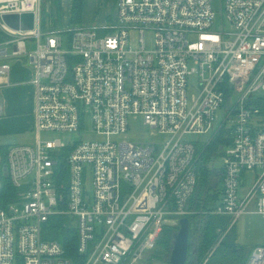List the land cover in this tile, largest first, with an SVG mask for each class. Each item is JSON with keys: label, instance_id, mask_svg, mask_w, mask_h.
Instances as JSON below:
<instances>
[{"label": "built area", "instance_id": "obj_1", "mask_svg": "<svg viewBox=\"0 0 264 264\" xmlns=\"http://www.w3.org/2000/svg\"><path fill=\"white\" fill-rule=\"evenodd\" d=\"M214 1L117 0L100 36L95 25L44 34L43 0H0V30L8 36L0 42V114L14 59L26 56L34 70L36 133L34 145L10 146L2 167L18 191L0 205V264L138 263L157 247L163 226L178 229L196 213L189 203L200 141L188 136L213 135L222 122L233 141L218 153L219 166L211 161L223 177L222 195L204 213L229 217L226 232L244 214L264 217V124L261 107L251 103L264 92V0H220L218 29ZM193 76L197 92L190 99ZM132 115H142L162 138L122 139ZM88 118L102 139L41 137L81 133ZM67 148L61 189L56 168ZM55 215L76 227L82 260L44 238ZM248 264H264V246Z\"/></svg>", "mask_w": 264, "mask_h": 264}, {"label": "trees", "instance_id": "obj_2", "mask_svg": "<svg viewBox=\"0 0 264 264\" xmlns=\"http://www.w3.org/2000/svg\"><path fill=\"white\" fill-rule=\"evenodd\" d=\"M85 0H72L70 26H79L83 22ZM8 36L0 30V42L6 40ZM230 89V87L226 88ZM252 104L261 107V115L264 116V95L251 101ZM232 134L226 123L222 122L219 129L212 135L206 144L197 145V155L195 166L197 168V186L190 200L189 209L196 212L189 215L190 220V243L188 264H248L252 251L245 250L239 243L236 236L228 241V235L224 236L221 242L223 232L228 229L229 217L215 214L204 213L218 204L221 200L222 188H219L223 182L220 170H216L209 163L218 156L222 147L232 144ZM9 146H0V164L1 179L3 188L0 190V205H5L16 195V189L10 180L2 174V167L7 161ZM70 148L64 149L59 158L56 168L57 184L61 188L62 183L68 181V167L65 155ZM62 189V188H61ZM173 231V235L176 232ZM172 237L163 239L160 235L158 244H164L166 248L165 259L168 260L171 253ZM44 238L55 240L62 244L65 255L80 261L81 257L77 252L78 233L71 219L65 215L52 216L44 226ZM211 256L209 257V255ZM208 258L207 262L205 260ZM82 260V259H81Z\"/></svg>", "mask_w": 264, "mask_h": 264}, {"label": "rangeland", "instance_id": "obj_3", "mask_svg": "<svg viewBox=\"0 0 264 264\" xmlns=\"http://www.w3.org/2000/svg\"><path fill=\"white\" fill-rule=\"evenodd\" d=\"M225 1V0H222ZM48 2V0L46 1ZM49 2H55V6L53 5V9L51 4H49V12L47 10V6H45L44 11L42 12V19H48L47 13L53 14V20L56 21L61 20L64 23L65 27L70 26L71 20V8H72V0H49ZM102 2H106V0H85V5L87 6L84 9L86 12V17L84 20L85 25H90L91 23H103V20H106V17L102 15L103 7ZM224 3V2H223ZM214 8L218 12V21L215 26V29L220 28V23L222 19L221 14V6L220 0H215ZM52 21V20H51ZM110 22V21H109ZM108 22V23H109ZM110 24V23H109ZM82 25V24H81ZM225 28L228 30V24L225 22ZM105 31L100 30L99 35L102 36ZM68 35V34H66ZM152 34L147 33V47L152 48L153 41L151 39ZM35 46L30 41L28 48L33 49ZM16 61H24L26 67L29 66V59L26 56L19 57L14 59L12 67H14ZM22 63V62H21ZM23 64V63H22ZM22 73V72H21ZM20 81H27L28 74L22 73L20 77H18ZM14 80H12L13 82ZM196 77L193 76L190 78V84L193 85L189 90V97L192 98V95L197 92L195 89L196 86ZM11 85V84H10ZM7 85L1 89V101L3 100L6 105V115L0 116V146H13L20 144H35L36 134H35V125L33 127L32 121L30 120V113L32 112L31 106V97L32 90L31 86L27 83L13 84L12 86ZM264 95V92H263ZM237 95H233V103L237 100ZM34 101V95H33ZM2 102V104H4ZM221 112L219 115V121H221ZM261 121L264 124V116L261 117ZM89 122V118L87 119V124ZM220 127V126H219ZM218 127V129H219ZM217 129V130H218ZM41 137L44 140H55L61 139L65 143L78 141L81 137L82 139H102V136L91 131L90 124L87 125L85 130H82L81 133L78 132H43L41 133ZM212 137L211 134L205 135H190L188 136L189 140L194 142L200 141L199 144H206ZM122 139L132 140L138 143L144 142H157L162 136L153 130L150 126L145 123V120L142 115H132L129 117V128L128 130L121 135ZM119 140V138H116ZM217 161V166L221 164V158L215 157ZM214 158V159H215ZM213 159V160H214ZM212 162L209 163V166H212ZM250 186V180H247L246 183L243 184L240 193H244ZM219 188H222V184H220ZM256 207L255 204L251 206V210H254ZM230 222V221H229ZM231 222L232 231L228 235V241H231L234 236L237 237L238 243L248 251H252L259 246H264V217L256 213H247L244 214L237 223ZM175 230L174 226L165 225L163 226V230L161 233V237L165 240L169 237H172L173 231ZM230 231V230H228ZM228 231L223 232L219 242L222 241L224 236L228 233ZM166 248L164 244H159L155 249L148 250L145 252V257L135 264H167L165 259ZM190 256L188 257V261ZM188 261L186 264H188Z\"/></svg>", "mask_w": 264, "mask_h": 264}, {"label": "crops", "instance_id": "obj_4", "mask_svg": "<svg viewBox=\"0 0 264 264\" xmlns=\"http://www.w3.org/2000/svg\"><path fill=\"white\" fill-rule=\"evenodd\" d=\"M46 1L47 0H43V2H42V12L44 11L45 6H47V10L49 12V4H51L52 9H53V5L55 6V2H49V0H48V2H46ZM101 4H102L103 10H104L102 15L104 17H106V20H103L104 22L100 23L99 25L97 23L93 22L90 24V26H93V25L99 26V28L103 31L105 29L106 24H108L109 21L111 22L117 14V0H106V2H102ZM86 7L87 6L85 5V9H86ZM85 9H84V17H83L82 25H85L84 24V20L86 17ZM52 12L53 11H51V14L50 13L46 14L48 19L45 20V22H44V19H42V21H41V29H42V32L44 34L50 33L52 31L66 30L67 28L70 27V26L65 27L63 21H61V20H59V21L57 20L55 23L53 18H52L53 17ZM24 65H26L24 61H16L15 62V65H14V67H12V70L10 73V84L11 85L10 84L9 85L12 86L13 84L27 83L31 86V90H32V97H31L32 112L30 113V116H31L30 120L32 121V124L34 127V125H35V117H34L35 101H33V95L35 96V86L33 84L34 70L31 66L30 62H29L28 67H26ZM25 71L28 74L27 81H20L18 77H20L22 73H25ZM12 80H14V81L12 82ZM5 86H7V85H5ZM34 99H35V97H34ZM2 102L4 103L3 100L1 101V104H2ZM4 105H6V104L5 103L2 104L3 110L0 114V116H2V115L4 116L7 113Z\"/></svg>", "mask_w": 264, "mask_h": 264}, {"label": "water", "instance_id": "obj_5", "mask_svg": "<svg viewBox=\"0 0 264 264\" xmlns=\"http://www.w3.org/2000/svg\"><path fill=\"white\" fill-rule=\"evenodd\" d=\"M31 20V23L27 26L32 28V14L24 15ZM2 158L0 156V162ZM4 175L8 176L7 169H4ZM189 243H190V220L188 217H184L180 220V226L173 235L171 244L170 257L167 260V264H186L189 256Z\"/></svg>", "mask_w": 264, "mask_h": 264}, {"label": "flooded vegetation", "instance_id": "obj_6", "mask_svg": "<svg viewBox=\"0 0 264 264\" xmlns=\"http://www.w3.org/2000/svg\"><path fill=\"white\" fill-rule=\"evenodd\" d=\"M189 257V256H188ZM167 261V260H166ZM188 261V260H187Z\"/></svg>", "mask_w": 264, "mask_h": 264}]
</instances>
